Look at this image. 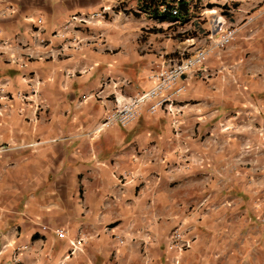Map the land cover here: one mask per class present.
I'll list each match as a JSON object with an SVG mask.
<instances>
[{
    "label": "crops",
    "instance_id": "1",
    "mask_svg": "<svg viewBox=\"0 0 264 264\" xmlns=\"http://www.w3.org/2000/svg\"><path fill=\"white\" fill-rule=\"evenodd\" d=\"M103 4L0 0V40L30 45L40 18L47 43L23 69L0 59L6 89L26 91L22 75L33 72L46 105L32 121L29 106L12 99L0 116V264H174V227L196 235L177 264H264V26L230 21L235 38L204 63L231 65L233 78L225 69L207 80L184 77L176 131L170 116L143 106L125 126L89 137L111 98L78 99L107 77L126 78L127 95L146 89L162 60L181 56L174 34L196 30L149 16L54 34L70 14ZM196 39L187 53L206 44ZM50 47L62 52L50 57ZM112 172L131 180L119 184ZM78 236L81 250L69 255L67 242Z\"/></svg>",
    "mask_w": 264,
    "mask_h": 264
},
{
    "label": "built area",
    "instance_id": "2",
    "mask_svg": "<svg viewBox=\"0 0 264 264\" xmlns=\"http://www.w3.org/2000/svg\"><path fill=\"white\" fill-rule=\"evenodd\" d=\"M111 6L103 4L97 10L91 12H74L70 14L65 21L56 29L54 34L61 37L68 30L76 31L81 28L93 26L98 22L104 21L105 15L109 14ZM205 11H203L204 13ZM171 16H178V11L175 6L169 8ZM126 19V17H124ZM40 18H37L36 23L33 25L30 38L32 43L21 46L19 43L11 42L8 40H0V59L6 64L23 69L26 61L31 58H36L33 53L37 48H47V43H44L39 37L40 26L37 23ZM237 26L228 23L221 15H213L209 21L207 33L204 36L205 45L196 48L193 52L187 53L188 48L193 46L196 42L195 37H188L184 39L186 45L182 49L181 56L177 59L162 60L148 75L149 87L141 90L133 95H127L123 92V87L128 84L126 78L112 79L110 77L102 79L98 91L94 94L82 95L76 102L80 104L89 97H95L104 105L105 100L110 97L111 104L109 108H105V115L102 120L95 125V127L87 133L89 137L94 136L105 127L118 124L125 126L134 120L141 109L145 106L148 113L163 112L171 117V126L176 131V126L179 121L182 106L176 101L177 97L184 91L185 84L183 78L189 75H194L199 80H207L216 73H221L225 69L226 75H232L233 67L220 66L217 69H211L204 63L206 56L214 51L223 49L230 41H232L237 34ZM100 36V35H99ZM26 50L27 53H19L18 49ZM62 52L59 48H48L46 54L50 57L57 56ZM68 74V73H65ZM22 78L26 83L28 89L26 91L18 90L10 93L6 89V85L0 82V116L6 115L11 108L12 99H16L20 104L29 106L30 113H32L30 120H35L37 111L46 107L44 101L39 98V86L41 80L38 79L33 72L23 74ZM110 89L105 91L106 87ZM112 177L119 184L129 182L131 174L128 172H120L115 174L111 173ZM55 233L59 236L62 235L60 229H56ZM195 233L188 234L186 229L174 227L168 234L167 247L174 250L175 254L172 258L174 264L178 263V258L181 253L191 247L195 239ZM118 242L121 241L118 239ZM68 254L71 255L81 250L84 243V238L78 236L74 239L68 240ZM1 253V247H0Z\"/></svg>",
    "mask_w": 264,
    "mask_h": 264
},
{
    "label": "rangeland",
    "instance_id": "3",
    "mask_svg": "<svg viewBox=\"0 0 264 264\" xmlns=\"http://www.w3.org/2000/svg\"><path fill=\"white\" fill-rule=\"evenodd\" d=\"M161 1H165L167 4L170 3V5L175 7L177 3H183L186 13H179L174 18L162 19L155 17L151 11L154 10L153 7L156 3ZM103 2L111 6V11L105 15L104 21L114 22V25L124 22V17L148 21L149 16L155 19V23L160 20H176L179 23L187 22V24L195 25L196 30L186 28L183 32L174 34L177 40L181 42L188 37L201 38L205 36L209 21L213 15H221L228 23L234 20L236 24L246 22L252 29L262 30L264 26V0H103ZM148 3L150 6L144 5ZM160 7L158 6V9ZM203 11L205 12L203 13ZM81 29L92 31L94 26ZM185 45L186 42L179 44L180 47Z\"/></svg>",
    "mask_w": 264,
    "mask_h": 264
},
{
    "label": "trees",
    "instance_id": "4",
    "mask_svg": "<svg viewBox=\"0 0 264 264\" xmlns=\"http://www.w3.org/2000/svg\"><path fill=\"white\" fill-rule=\"evenodd\" d=\"M145 6H150L149 3L146 5L144 4ZM158 6H161L160 9H158ZM172 5L167 4L165 3V1H161L160 3H156V5L153 7L154 10L151 11L154 13V16L155 17H158V18H174V16H171L170 13H169V8L171 7ZM176 9L178 11V15L179 13L181 14H184L186 13V8L184 7L183 3H177L176 5Z\"/></svg>",
    "mask_w": 264,
    "mask_h": 264
}]
</instances>
